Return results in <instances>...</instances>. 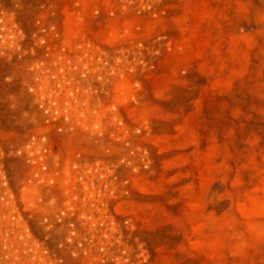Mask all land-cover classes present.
Here are the masks:
<instances>
[{"label": "rangeland", "instance_id": "374dc122", "mask_svg": "<svg viewBox=\"0 0 264 264\" xmlns=\"http://www.w3.org/2000/svg\"><path fill=\"white\" fill-rule=\"evenodd\" d=\"M0 264H264V0H0Z\"/></svg>", "mask_w": 264, "mask_h": 264}]
</instances>
